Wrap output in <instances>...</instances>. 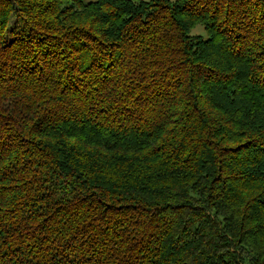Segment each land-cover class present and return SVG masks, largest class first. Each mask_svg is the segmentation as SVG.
Masks as SVG:
<instances>
[{
  "label": "trees",
  "instance_id": "trees-1",
  "mask_svg": "<svg viewBox=\"0 0 264 264\" xmlns=\"http://www.w3.org/2000/svg\"><path fill=\"white\" fill-rule=\"evenodd\" d=\"M0 264H264V0H0Z\"/></svg>",
  "mask_w": 264,
  "mask_h": 264
},
{
  "label": "rangeland",
  "instance_id": "rangeland-1",
  "mask_svg": "<svg viewBox=\"0 0 264 264\" xmlns=\"http://www.w3.org/2000/svg\"><path fill=\"white\" fill-rule=\"evenodd\" d=\"M144 1H150V0H144ZM191 35H193V36H201V37H203V38H207V35H206V32H205V30H204V27L203 26H197V27H195L192 31H191V33H190Z\"/></svg>",
  "mask_w": 264,
  "mask_h": 264
}]
</instances>
